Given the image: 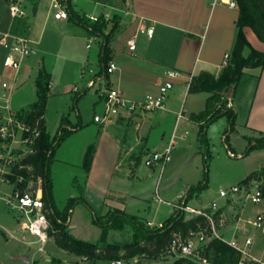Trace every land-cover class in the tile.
<instances>
[{"label":"crops","instance_id":"1","mask_svg":"<svg viewBox=\"0 0 264 264\" xmlns=\"http://www.w3.org/2000/svg\"><path fill=\"white\" fill-rule=\"evenodd\" d=\"M78 1L87 8L83 6L79 8L76 5ZM110 1L113 2L112 5L100 0H75L74 9L83 16H100L106 13L110 18L117 17L118 29L109 42V62L116 64L112 74L102 72L100 38L96 37V41L88 48V36L83 30L71 27L67 19L55 18L56 10L52 8V0H26L27 15L17 19L12 18L8 4L3 3L4 12L0 11V35L9 33L29 37L34 42L35 53L23 62L18 72H14L4 68L3 61L8 49L0 47V75L13 87L9 104L15 111L27 110L37 101L36 78L39 72L44 70L51 75L45 127L53 138L61 126L62 118L67 117L69 127L75 131L57 150H60L67 141L76 140L74 144L77 145L82 167L87 149L91 145L95 147L90 171L86 173L83 169L82 184L83 199L95 214L99 210L100 216H104L110 209H117L137 216L145 222L163 223L175 214V208L169 211L171 215L166 219H160L159 205L157 204L155 208L147 207L137 195L123 190L120 186L122 177L134 176L138 172L141 164L138 161L141 162V156L146 158L149 153L158 151L170 143L174 144L170 161L158 164L160 167H155L156 169L163 173L167 170L184 169L186 161L191 156L193 161L200 162L203 123L192 119V115L206 109L210 94L189 93V83L194 75L204 71L216 77L220 75L224 68L225 55H231L239 9L230 10L222 6L212 9L208 0ZM150 28L153 29L151 36L147 32ZM110 30L111 25H108L107 32ZM244 34L254 49L264 51V43L251 28L245 27ZM132 38H135L136 46L133 52L128 46ZM54 48L56 49L54 55L65 58L71 64L68 69L63 68V72L59 71L57 75L55 74L57 64H53L52 67L46 65L47 54H53ZM173 69L180 71V76L175 80L174 87L162 108L145 113L123 114L110 124L94 121V116L103 112L101 92L106 88L117 89L127 102L142 101L147 96L159 94L167 71ZM65 71L68 78L64 82L62 76L65 75ZM91 80H96L94 87L97 88L94 111L93 115L84 121L80 116V109L77 108L82 98L94 88H89ZM64 83L73 86V90L70 87V91L67 92H70L69 95L74 93V108L79 116L77 123L72 122L70 115L67 114L70 105L69 100L65 101L67 92L62 91ZM75 87H78L77 91ZM2 94L3 90H0V96ZM77 97L79 99L76 101ZM225 97L228 104L236 110L234 131L242 135L245 141L238 149L239 154L235 153L232 142L227 146L228 152H232L235 158L239 157L243 161L239 176L233 183L236 185L251 174L263 175L264 171V148L255 149L245 155L249 142L264 133V66L246 69L237 90L228 92ZM62 98L66 103L57 104ZM49 120L57 124L52 130L55 134H51ZM216 121L220 122L222 133H226L229 127L228 118L223 116ZM189 128L194 130L195 139L192 141L187 140L191 135ZM152 132L162 136L151 138ZM228 136L231 135L226 134L225 141L229 139ZM223 186L227 184L220 185L219 188ZM77 193L76 197L79 196L78 191ZM213 194L214 199H220L219 211L225 213L228 218L225 227L220 229L224 239L231 241L238 238L244 241L248 237L251 238L252 244L249 247L251 256L264 260V227L256 229L247 225V220L264 210V205L255 206L239 197L221 199L218 192ZM177 197L182 196L178 194ZM79 206L84 205L80 204L77 207ZM1 207L6 210L4 204H1ZM77 207L72 212L69 226L71 234L75 237L77 236L74 234L76 225L73 223V214ZM3 215L5 212L0 214V237L6 240V244L11 239L20 242L22 232L15 220L14 224H10L4 220ZM29 239L33 240L32 237ZM51 240L53 244L50 251L56 257L62 261L78 258L59 248L52 238ZM2 243L0 239V244ZM26 246L29 248L11 250L10 258L7 256L4 261L0 260V264H19L21 258H28V263L31 264L37 254L32 250V245ZM170 257L172 256L163 257L165 261L161 258L144 257L142 264H174V258ZM104 262L100 260L96 261V264Z\"/></svg>","mask_w":264,"mask_h":264},{"label":"built area","instance_id":"2","mask_svg":"<svg viewBox=\"0 0 264 264\" xmlns=\"http://www.w3.org/2000/svg\"><path fill=\"white\" fill-rule=\"evenodd\" d=\"M8 4L9 12L13 19L24 18L27 15L26 0H3ZM67 0H52V8L56 10V19H67L64 3ZM209 6L214 9L222 6L230 10H238L237 0H208ZM105 20L110 19L108 14H103ZM90 22H96L99 16L85 15ZM148 35L153 34V29H148ZM95 36L88 37V45L96 41ZM34 42L26 36H16L9 33L0 35V47L8 49L3 61L4 68L18 72L23 62L35 53ZM130 50L136 48L135 38L128 42ZM231 55L226 54L224 67L227 66ZM116 64L108 63L106 74H112ZM180 76V71L169 70L166 79L159 88L157 96H147L142 101L127 102L115 88H106L101 92L103 98V112L94 116V121L101 124H110L123 114L145 113L160 109L164 106L169 92L173 89L175 80ZM96 80L89 82V88L94 87ZM0 203L4 204L8 211L13 213V218L22 232L20 242L24 245H37L38 253H45V245L49 239V210L45 205L42 191V179L35 178L33 168L25 161L36 152L38 139L41 135L42 124L37 119L29 122V114L24 111H15L10 107V98L13 87L0 75ZM78 87H75V91ZM231 107L230 104H228ZM174 144L170 143L158 151L149 153L145 158L148 167L166 164L171 159ZM230 156L234 154L229 151ZM25 172L26 174H24ZM36 190L33 191V186ZM221 199L241 198L245 202L255 206L264 205V175L256 174L246 178L243 182L221 188L218 192ZM159 202L161 200L159 199ZM185 215L190 217H205L207 225H198L196 229H190L186 234L174 232L169 243L167 256L176 255L183 264H217L208 254V246L213 240H220L239 253L236 264H264L251 256L249 247L251 238L244 241L235 238L231 241L224 239L220 232L227 224V215L219 211L217 202H212L207 209H196L183 204L175 205ZM69 222V221H68ZM149 226L163 227V223L155 224L147 222ZM247 224L259 229L264 227V210L258 212L253 218L247 220ZM32 237L33 240L29 238ZM110 264H125L121 258L110 261Z\"/></svg>","mask_w":264,"mask_h":264},{"label":"trees","instance_id":"3","mask_svg":"<svg viewBox=\"0 0 264 264\" xmlns=\"http://www.w3.org/2000/svg\"><path fill=\"white\" fill-rule=\"evenodd\" d=\"M113 4L110 0H100ZM239 5V16L237 19V31L233 47L231 49V59L218 77L210 72L204 71L194 75L189 83V93L195 94L207 92L210 94L206 109L192 115V119L202 122L201 139L206 140V130L209 125L220 117H227L229 120V133L235 129L236 110L228 107L225 94L230 91L235 92L246 69L262 68L264 66V51L254 49L244 34V28L249 27L264 43V0H237ZM67 20L71 27L83 30L87 36H95L101 39V63L102 72L106 71L110 60L109 42L113 34L118 29L117 17L113 19L111 30L107 32L109 25L104 15H100L96 22H90L88 18L77 12L71 0L65 3ZM248 54L246 55V51ZM51 75L41 70L36 78L37 101L31 104L30 108L23 110L29 114V122L39 119L42 124L41 135L38 139L36 152L26 159V163L33 168L35 178L42 179L43 199L49 210L50 230L49 236L55 244L66 252L84 257L89 262L112 261L119 259L123 255L126 257L142 256L150 259H160L167 256L169 243L174 232L186 234L190 229H196L198 225L205 227L207 219L205 217H191L185 220V214L172 215L163 227L149 226L137 216L127 214L121 210L109 211L104 216L95 214L87 202L83 199V189L78 185L79 196L68 200L63 209H59L54 201L53 179L51 177V164L54 155L63 141L75 130L68 125L67 117L62 118L61 126L53 138L50 137L45 127V114L47 102L50 96ZM79 97L76 98V101ZM264 148V133L256 140L249 142L245 155L255 149ZM95 147L91 145L84 156L83 167L86 173L90 171ZM207 158L205 157V168L207 170ZM139 162V161H138ZM26 174L25 172H23ZM252 175H256L251 174ZM264 175V171H263ZM249 176V177H250ZM77 181L75 178L74 183ZM206 183L194 186L191 193L197 192ZM189 194V196H191ZM188 198H180V203L187 206ZM83 204L92 213V221L101 230L100 237L95 242H88L75 237L69 232L67 222L75 207ZM111 230L128 231L130 234L128 242L124 247L108 243V234ZM208 254L217 264H236L239 253L228 244L213 240L208 246ZM124 252V254H122Z\"/></svg>","mask_w":264,"mask_h":264},{"label":"rangeland","instance_id":"4","mask_svg":"<svg viewBox=\"0 0 264 264\" xmlns=\"http://www.w3.org/2000/svg\"><path fill=\"white\" fill-rule=\"evenodd\" d=\"M74 1L75 0H71L73 7L75 6ZM3 3L7 5L5 1H0V11L2 12H4ZM76 5L79 8H87L83 6L84 4L81 1H78ZM113 19L114 17L107 19V22H109L111 27L113 25ZM54 53H56L55 48L53 49V54H47L46 65L52 67L53 64H57L58 67L55 71V74L57 75L59 71L60 73L63 72V68H65V70L68 69L71 64L65 58H60L54 55ZM64 53H66V50ZM61 56H63V54ZM62 78L64 82L67 81L66 78L68 77L66 76V71ZM70 87L71 85L64 83L62 91L67 92L70 91L71 88L73 90V86L71 88ZM96 89V87L92 88L90 93L83 97L82 101L80 100L81 103L78 105L77 109H80V116L84 121L93 115L92 113L94 111L93 107L94 100L96 98ZM66 94L67 99L65 101L67 102L69 100L70 105L67 114L70 115L72 122L77 123L79 116L77 115L76 109L74 108V93L73 95H69L70 92H67ZM225 100H227L226 97ZM65 101L62 98V100H58L57 104L62 105ZM53 118L54 117L52 115L51 119ZM56 125L57 124L55 121L49 120V129L51 130V134H55V132L52 130L55 129ZM190 129L191 128H189L191 135L187 137L188 141L195 139V136L193 135L194 130ZM227 133L228 131H226V133H222L220 122H212L207 129L206 140H200V162L197 163L196 161H193L191 156V158L186 161V166H184V169L167 170L165 173H163L159 169L155 168L160 167V165H154L151 167L146 166L144 163L145 158L141 156V162L139 161L141 164L138 172H136L137 174L135 173L134 176H123L122 183L120 185L121 188L126 190L128 193L132 192L133 195H137V198L144 204H147V207L151 206L152 208H155L158 204L161 209L159 213L160 219H166L171 215L169 214V211H171L175 205L182 204L180 203V197H177L178 194H180L182 198L189 197L187 205L190 207H196V209H207L212 202H217L218 205H220V199H214L215 195L213 193L219 192L220 185L227 184V186H223L222 188H229L230 186L234 185L233 183L236 182V179L239 176V171L241 170L243 164L242 159L239 157L231 158L229 156V148L227 146L229 142H232L235 153L239 154L238 149L244 145V138L242 135L235 133L233 130L229 133V135H231L228 136L229 139L225 141V136ZM161 136V134L156 132H152L151 134V138H160ZM260 137L261 135H259V137L256 139H259ZM74 143H76V140L67 141L64 143L62 148L56 151L51 164L54 201L59 209H63L66 206L68 200L71 198H76L78 195V185L82 186L83 184L84 168L82 167V161L80 160L79 153L77 152V145ZM192 152L193 149L191 150V153ZM205 157H208L207 170L205 168ZM133 164L135 165L136 161H134ZM75 178L77 181L74 183ZM202 183H206V186L202 187L197 192L190 194L191 189L194 186H198ZM189 194L191 196H189ZM159 198L161 199V202H159ZM1 204L2 203H0V214L5 212V215H3L5 218L4 220L10 224H14L13 213L2 208ZM113 210L115 209H110L109 211ZM96 213L97 215H100L99 210H97ZM180 213L181 211L175 207V215ZM190 216V214L185 215V220L191 218ZM91 217L92 213L87 209V207H77L73 214V223L75 222L76 225L74 234L79 239L94 242L96 239H98L101 230L93 223ZM68 221L69 222H67V225L70 226L71 217ZM164 223L165 222H163V224ZM69 232L71 233L70 227ZM130 234L131 233L128 231L111 230L108 234V243L117 244L118 246L120 245L122 248L128 242ZM0 239L3 242L0 244V260L3 261L7 256L10 258L11 250H15L20 247L29 248V246H26L13 239L9 240L7 244L5 243L6 240L2 236ZM52 244L53 241L50 238L48 243L45 245L44 254L38 253L37 245H32L31 248L37 254V257H35L31 264H76V262L80 264L82 262H88L87 260L83 259L84 257L82 258L79 256H76L78 258L73 260L67 259L68 261H62L50 251ZM64 254L66 253L64 252ZM122 254H124V252ZM172 257L175 260L174 264H183L179 259L177 260V256L175 254L172 255ZM120 258L125 261V264H142L144 259V257L139 255L133 257H126L123 255ZM161 260L165 261L163 258H161ZM18 262L19 264H29L24 263L22 259H20ZM88 264H96V262H88ZM104 264H110V261L106 260Z\"/></svg>","mask_w":264,"mask_h":264},{"label":"water","instance_id":"5","mask_svg":"<svg viewBox=\"0 0 264 264\" xmlns=\"http://www.w3.org/2000/svg\"><path fill=\"white\" fill-rule=\"evenodd\" d=\"M32 190H33V191L36 190V185L33 186ZM21 259H22V261H24V262H27V263L29 262V259H28V258H21Z\"/></svg>","mask_w":264,"mask_h":264}]
</instances>
